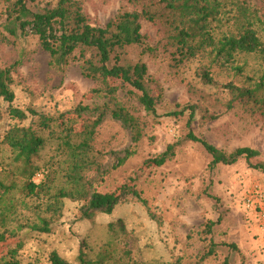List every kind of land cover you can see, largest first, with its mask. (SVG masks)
<instances>
[{
	"label": "rangeland",
	"instance_id": "obj_1",
	"mask_svg": "<svg viewBox=\"0 0 264 264\" xmlns=\"http://www.w3.org/2000/svg\"><path fill=\"white\" fill-rule=\"evenodd\" d=\"M9 1L0 0V14ZM28 1L34 6L56 4L58 0H37L34 4ZM80 1L92 22L100 25L118 11L131 8L125 0ZM249 1L258 13L264 39V0ZM3 21L1 18L0 23ZM143 30L150 35L151 44L156 45L165 42L171 29L160 20L144 22ZM212 49L181 62H176L179 55L174 57L171 47L168 51L160 47L154 56L144 57L149 72L165 90L158 104L160 117L145 116L146 136L124 165L113 167L118 161L106 156L107 173L104 181L96 183L101 191L114 190L136 173V189L142 199L133 194L123 196L113 216L100 214L94 221L81 220V203L66 201L54 233L24 234V263L49 264L50 252L58 250L76 264L82 240L87 241V251L94 257L105 242L116 239L122 252L131 250L133 264H264V204L247 207V199L255 188L264 191V172L251 168L245 159L211 168L207 151L200 144L185 140L189 110L182 116H165L194 105L197 111L191 129L198 136L228 151L252 147L260 151L264 160V109L252 100H238L227 87L230 83L253 87L260 75V61L257 56L246 54H238L229 62L225 58L215 61L209 55ZM49 62V54L34 36L15 39L0 32V66L14 70L13 106L56 118L64 114L63 119L81 132L84 122L74 110L82 102L95 100L92 90L96 83L82 74L78 63L66 71H57ZM236 66L242 70L237 71ZM205 72H209V77ZM148 90L159 94L157 85H150ZM233 98L231 108L229 102ZM36 120L37 116L22 121L10 117L8 103L3 102L0 140L12 126L30 125ZM99 138L98 145L104 151L132 146L128 131L110 116L100 126ZM174 142L179 143L171 160L162 166L144 167L148 159L159 156ZM56 148V140L48 141L38 161L49 159ZM208 221L215 222L211 234L205 227ZM110 222L116 225L113 233L109 231ZM211 241L216 244V251L202 259Z\"/></svg>",
	"mask_w": 264,
	"mask_h": 264
},
{
	"label": "trees",
	"instance_id": "obj_2",
	"mask_svg": "<svg viewBox=\"0 0 264 264\" xmlns=\"http://www.w3.org/2000/svg\"><path fill=\"white\" fill-rule=\"evenodd\" d=\"M36 1L31 0V3ZM125 1L131 8L118 11L104 25L92 22L80 0H58L56 4L34 6L28 0H10L0 14V19H4L0 23L2 34L15 39L34 36L49 54L52 68L66 71L73 63H78L82 74L96 83L92 90L95 100L82 102L74 110L84 122L83 130L77 132L63 119L64 114L56 118L31 108L14 107V70L0 66V107L7 102L10 117L20 121L29 116L38 117L30 125L12 126L0 140V264H26L21 254L24 234L54 233L66 201L81 203V220L94 221L100 214L113 216L123 196L133 194L142 199L136 189V173L114 190L101 191L96 183L104 181L107 173L106 156L111 155L118 161L113 167L124 165L146 136L145 116L160 117L158 104L165 90L159 79L149 72L144 58L154 56L160 47L164 51L174 48L172 55H179L176 62L209 47L213 48L209 55L214 56L215 61L225 58L229 62L238 54L257 56L261 69L254 86L238 87L230 83L227 87L238 100H252L255 106L264 109L261 94L264 91V39L258 13L249 0ZM160 20L171 30L165 42L154 45L143 30L144 22ZM236 67L237 71L242 70ZM204 75L209 77V72ZM150 85L159 87L158 95L148 90ZM233 106L234 98L229 102V107ZM196 109L192 105L165 116H182L189 110L185 140L198 143L207 151L211 168L245 159L251 168L264 172L259 150L243 146L228 151L198 136L191 129ZM109 116L128 131L131 147L119 151H104L99 147L100 126ZM51 140L57 142L55 153L39 162L38 157ZM178 143L169 144L162 154L148 159L144 167L164 165L175 156ZM112 223L111 233L116 230ZM214 225V221L205 224L208 234L212 233ZM115 240L105 242L94 257L87 251V241L82 240L76 264H133L131 250L126 248L122 252ZM215 249L216 244L211 241L202 259L213 255ZM48 262L74 264L58 250L50 252Z\"/></svg>",
	"mask_w": 264,
	"mask_h": 264
},
{
	"label": "built area",
	"instance_id": "obj_3",
	"mask_svg": "<svg viewBox=\"0 0 264 264\" xmlns=\"http://www.w3.org/2000/svg\"><path fill=\"white\" fill-rule=\"evenodd\" d=\"M264 204V191L261 189L255 188L247 199V207L253 208L256 205L262 206Z\"/></svg>",
	"mask_w": 264,
	"mask_h": 264
}]
</instances>
